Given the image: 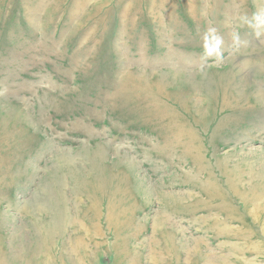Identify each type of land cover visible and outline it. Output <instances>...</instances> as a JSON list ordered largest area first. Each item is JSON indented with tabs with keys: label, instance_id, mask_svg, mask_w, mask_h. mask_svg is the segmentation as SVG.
Masks as SVG:
<instances>
[{
	"label": "rangeland",
	"instance_id": "rangeland-1",
	"mask_svg": "<svg viewBox=\"0 0 264 264\" xmlns=\"http://www.w3.org/2000/svg\"><path fill=\"white\" fill-rule=\"evenodd\" d=\"M263 197L264 0H0L2 258L264 264Z\"/></svg>",
	"mask_w": 264,
	"mask_h": 264
},
{
	"label": "bare ground",
	"instance_id": "bare-ground-1",
	"mask_svg": "<svg viewBox=\"0 0 264 264\" xmlns=\"http://www.w3.org/2000/svg\"><path fill=\"white\" fill-rule=\"evenodd\" d=\"M263 199H264V197L262 198V200ZM45 229L47 230V228L44 225L43 226H39V231L41 233V236L44 237V238H45ZM42 242L45 243L44 240H42ZM13 259L12 260H10V259L5 260L4 258L1 257V253H0V264H17L16 261L13 260Z\"/></svg>",
	"mask_w": 264,
	"mask_h": 264
}]
</instances>
